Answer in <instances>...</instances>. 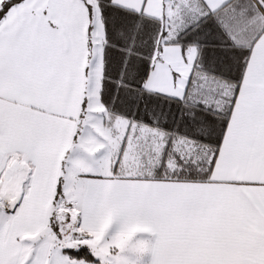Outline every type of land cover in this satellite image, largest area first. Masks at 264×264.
Here are the masks:
<instances>
[{
    "label": "snow or ice",
    "instance_id": "1",
    "mask_svg": "<svg viewBox=\"0 0 264 264\" xmlns=\"http://www.w3.org/2000/svg\"><path fill=\"white\" fill-rule=\"evenodd\" d=\"M0 264H264V0H0Z\"/></svg>",
    "mask_w": 264,
    "mask_h": 264
}]
</instances>
